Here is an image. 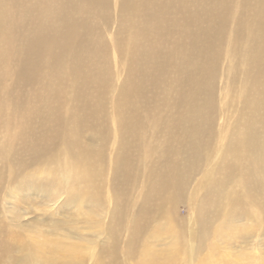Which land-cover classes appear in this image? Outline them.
Instances as JSON below:
<instances>
[{
	"label": "bare ground",
	"instance_id": "6f19581e",
	"mask_svg": "<svg viewBox=\"0 0 264 264\" xmlns=\"http://www.w3.org/2000/svg\"><path fill=\"white\" fill-rule=\"evenodd\" d=\"M231 109L238 117L217 134ZM41 161L38 176L30 166ZM10 176L23 196L63 197L55 213L72 220L51 225L88 221L87 237L23 239L6 206ZM193 190L185 236L174 208ZM255 228L264 232V0H0V264H264L232 249L262 247ZM161 237L166 250L134 260Z\"/></svg>",
	"mask_w": 264,
	"mask_h": 264
},
{
	"label": "rangeland",
	"instance_id": "374dc122",
	"mask_svg": "<svg viewBox=\"0 0 264 264\" xmlns=\"http://www.w3.org/2000/svg\"><path fill=\"white\" fill-rule=\"evenodd\" d=\"M117 2V1H116ZM116 26L114 25V28L111 29V35H109L108 39H110L112 36L117 34V30L118 28H115ZM117 55L114 51V49H110V53H109V61L112 64V70L114 71V73L118 72L117 70V65L119 64V61H117ZM112 84L114 85L115 88H117L120 84H121V78L120 77H116V79H113ZM116 90L113 91V95L111 96H115ZM217 101L222 102L221 100V95L219 96V98L217 99ZM235 101L233 100L231 102V105H234ZM231 107V106H230ZM232 108V107H231ZM220 111V109H219ZM231 116L233 118H237L238 117V113L235 111V109H231L228 112H226V110H223L221 112V115L218 119V122L215 123V127H217V134L219 133V128L226 123L225 121V117ZM114 122L110 123V127L113 129L114 128ZM111 130V129H110ZM112 131V130H111ZM226 131H223V137L226 136ZM113 132V131H112ZM113 139L115 140V136L114 134H112ZM115 148V144L114 142L112 143L111 146H109L108 148V152L106 154V162H104V166H105V176H104V184L101 190V195H100V200L102 201V203H104L105 209L107 211V213L109 214L110 212V208L109 205L112 204V197H111V188H110V179H111V171H110V166L112 165V161L114 159V149ZM215 158V155H213L210 159V161H212ZM45 166V162L41 161V162H36L35 164L30 166V169L35 171V173L39 175H41V169ZM26 170L23 171L22 173V180L23 181H27L29 178H25L23 177L25 175ZM201 173H199L198 175L195 176L192 185H191V190L195 187L196 190V186H198L200 184V181L202 179L201 177ZM11 178V180H10ZM14 182L17 183L16 181L13 180V177L10 176L9 179L5 180V188L3 189L4 191L9 190V196L11 195L10 198V202H8V206L9 209L10 208H14L17 212V216H19L21 223H24L25 226L23 227L22 225H20L19 227H15L16 230L19 232V235L21 237H23V239L27 240V241H31L32 238H38L41 239L43 236H54L55 238H59L61 240H64L66 242L69 243H73V242H77L78 241V237L79 236H84L87 237V235L90 232L89 227H87V222L84 221H76L74 222L75 225H73V229L68 228L67 225H63L61 226L63 223L60 224L59 227H53L51 225V221H70L72 220V217H69L70 214H63V212L61 214L59 213H55L56 209H58V207H60V204L63 200V197H60L57 201L53 202V203H49V201H47L46 199H43L42 197H40L39 195H29L27 196H23L21 194L17 193V190H15V186H14ZM7 186V187H6ZM238 187V186H237ZM15 194H17V199H15ZM136 194V191L135 193ZM194 196V190L187 192L184 194V197L182 199H180L176 204H175V218L179 217V218H183V222H179L181 224H178V226H176L177 224L174 223L175 225V229L174 230H178L179 226H183V223L185 226H183L184 230H183V235H187V232L190 233L191 230V225H192V218L190 216L189 210H190V201L192 200V196ZM8 194L6 196V198H9ZM27 206H26V205ZM255 207H249L247 208V210L245 211V216L247 217V212H250L252 210H254ZM76 212L75 210H71L69 213H71L72 215H75ZM54 213V214H53ZM63 214V215H62ZM52 215V216H50ZM81 215V214H79ZM80 217V216H79ZM75 220V219H74ZM10 221L11 224H17V220L16 217L14 216H10ZM38 221V222H36ZM35 222V223H33ZM71 222V221H70ZM37 228V232H34L33 227ZM56 228H61L58 229L57 231H55ZM153 227L151 226V229H148L150 232ZM261 231H259L258 229L255 228V230H257V232H259L261 234V237H264V232L263 229L260 228ZM51 231V232H50ZM55 231V232H54ZM54 232V233H53ZM64 234V235H63ZM77 234V235H76ZM214 235V230L211 229V231L209 232V236L212 238ZM259 237V241L260 238ZM160 238V237H159ZM162 239H153L155 241L154 244H145L143 247H140L137 252H136V257L134 260L140 258V257H147L148 255L153 254V258L155 259L157 253L166 250L169 245H166V240L168 237H161ZM36 240V239H35ZM145 242V241H144ZM214 243H218L217 241H214ZM206 246V245H201V247ZM262 247H258L255 250H253V243H250L249 245H247V249L245 248V246H241L238 244L237 245H233L232 249H236L237 253H239L240 251L244 254H252L254 257H259V256H264V244L261 245ZM199 248V249H200ZM207 248V247H205ZM151 249L153 251H151ZM252 252V253H251ZM85 257H87L86 253L84 255ZM233 256V255H232ZM121 257H123V254L121 255ZM86 259V258H85ZM252 259L254 260V258H251L250 262H252ZM230 264L235 263V260L233 257H231L228 261ZM151 264H155L154 261L150 262ZM237 264H242L239 263L237 261ZM247 264H249V259L247 260ZM253 264H260L257 261L254 260Z\"/></svg>",
	"mask_w": 264,
	"mask_h": 264
}]
</instances>
